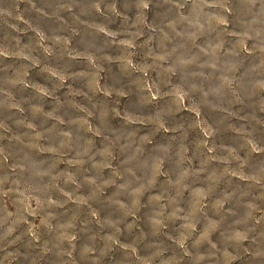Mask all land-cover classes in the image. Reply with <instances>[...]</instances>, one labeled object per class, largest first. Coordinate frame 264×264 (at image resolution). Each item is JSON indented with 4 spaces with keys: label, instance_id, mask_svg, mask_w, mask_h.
<instances>
[{
    "label": "rangeland",
    "instance_id": "rangeland-1",
    "mask_svg": "<svg viewBox=\"0 0 264 264\" xmlns=\"http://www.w3.org/2000/svg\"><path fill=\"white\" fill-rule=\"evenodd\" d=\"M0 264H264V0H0Z\"/></svg>",
    "mask_w": 264,
    "mask_h": 264
}]
</instances>
